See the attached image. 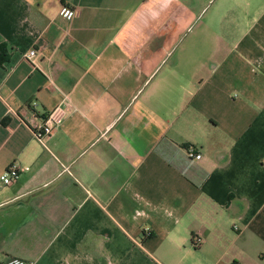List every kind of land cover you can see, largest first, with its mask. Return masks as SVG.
Listing matches in <instances>:
<instances>
[{
  "label": "crops",
  "instance_id": "0c3cea01",
  "mask_svg": "<svg viewBox=\"0 0 264 264\" xmlns=\"http://www.w3.org/2000/svg\"><path fill=\"white\" fill-rule=\"evenodd\" d=\"M0 43V264H264V0H0Z\"/></svg>",
  "mask_w": 264,
  "mask_h": 264
},
{
  "label": "built area",
  "instance_id": "2783aa9c",
  "mask_svg": "<svg viewBox=\"0 0 264 264\" xmlns=\"http://www.w3.org/2000/svg\"><path fill=\"white\" fill-rule=\"evenodd\" d=\"M75 14V10L68 7L63 6L58 12V16L61 18L71 19ZM37 50L35 48L30 49L27 53V57L35 56ZM67 114V109L63 104H59L53 109L47 111L42 119V121L35 125L34 127V135L35 137L47 148L49 146L46 143V139L48 136L52 135L54 130L60 126V124L64 121L65 116ZM188 153L191 157L200 156V151L197 150L194 146H188ZM264 160V157H263ZM30 169V165L21 164L18 161H13L7 167V169L1 174L0 181L1 185L6 186L15 181H17L20 173L22 171H26ZM203 237L201 235H196L193 240V244L198 246L201 244ZM3 264H34L33 260H28L19 256H14L8 259Z\"/></svg>",
  "mask_w": 264,
  "mask_h": 264
},
{
  "label": "trees",
  "instance_id": "16d2710c",
  "mask_svg": "<svg viewBox=\"0 0 264 264\" xmlns=\"http://www.w3.org/2000/svg\"><path fill=\"white\" fill-rule=\"evenodd\" d=\"M5 49L6 45L4 43H0V62H3L8 56V53L5 52Z\"/></svg>",
  "mask_w": 264,
  "mask_h": 264
}]
</instances>
